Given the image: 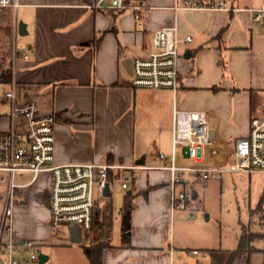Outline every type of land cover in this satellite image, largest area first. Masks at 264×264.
I'll return each instance as SVG.
<instances>
[{
    "label": "crops",
    "instance_id": "1",
    "mask_svg": "<svg viewBox=\"0 0 264 264\" xmlns=\"http://www.w3.org/2000/svg\"><path fill=\"white\" fill-rule=\"evenodd\" d=\"M144 2L148 7L137 18L96 8L94 0H19L16 11L1 8L0 69L10 67L12 80L0 85L16 84L19 95L55 114L56 163L142 166L129 192L136 193L130 240L123 242L121 225L120 241L109 237L103 264H212L208 249L236 248L240 217L248 219L264 196V170H231L233 142L248 134L253 115L264 114V26L254 20L264 0H227L232 10L177 11L170 7L174 0ZM169 24L177 25L180 39L178 88L134 85L133 59L155 49L153 34L141 27ZM175 107L204 110L221 150L204 159L213 168L208 180L183 173L179 187L192 195L185 210L171 209L170 173L157 168L161 153L172 155ZM10 123L8 106L0 131ZM176 158L180 165L196 164L182 148ZM29 190L18 205L29 215L40 205L45 215L33 228L13 226L15 236L64 238L50 223L46 198L36 195L41 191ZM201 206L209 212L195 222ZM254 245L249 259L234 264H264V238ZM201 251L204 258H195Z\"/></svg>",
    "mask_w": 264,
    "mask_h": 264
},
{
    "label": "built area",
    "instance_id": "2",
    "mask_svg": "<svg viewBox=\"0 0 264 264\" xmlns=\"http://www.w3.org/2000/svg\"><path fill=\"white\" fill-rule=\"evenodd\" d=\"M99 9H114L126 15L139 17L148 6L144 0H94ZM19 0H0V9L17 10ZM180 8L232 10L227 0H174L170 6ZM254 20L264 26V6L259 8ZM135 27L134 31H139ZM144 34H153L155 49L133 59V84L148 88L179 86V47L177 25L141 27ZM191 36L185 40L190 41ZM11 103L10 127L0 131V183L7 186V198L0 221V264H47L41 261V244L34 238H18L14 234L12 215L18 190L38 188L46 191L52 227L66 238L63 226L77 225L81 241L91 231L95 205L105 199L107 185L116 179L127 188L130 179L136 177L140 165L111 162L65 163L55 162L56 116L43 111L31 99L19 95L16 84L5 93ZM234 162L231 170H264V114L253 115L248 134L233 142ZM182 148L194 165H180L176 152ZM172 155L161 153L159 169L167 170L171 177V209L185 210L190 207L192 195L180 188L184 171L196 172L208 180L211 166L204 165L205 157L220 153L214 131L209 127L204 110H184L175 107L172 137ZM29 171L32 178L26 183L15 182L18 172ZM194 217V214H191ZM76 242V241H74ZM194 250L193 253H196Z\"/></svg>",
    "mask_w": 264,
    "mask_h": 264
},
{
    "label": "rangeland",
    "instance_id": "3",
    "mask_svg": "<svg viewBox=\"0 0 264 264\" xmlns=\"http://www.w3.org/2000/svg\"><path fill=\"white\" fill-rule=\"evenodd\" d=\"M4 29L6 31L9 30V26H4ZM153 36L149 37V40ZM7 67H2L0 70H4ZM7 85H0V114L6 113L9 106V113L11 109V104L5 100L4 93L6 90H8ZM10 89V88H9ZM190 160V158L188 157ZM187 160V162H190ZM188 172V171H184ZM183 172V173H184ZM182 173V176L184 174ZM33 176L32 172L29 171H22L18 172L15 175V182L17 183H26L29 181ZM132 183L133 179H130L129 181V188H122L120 185V181L114 179L111 182L110 190L111 195L107 196L105 199H98V206L95 209L96 217L98 219L94 220V227L91 228V231L82 239L83 241L80 242H74L71 234V230L68 226H63L60 231L67 233L68 238H62L59 235L55 236L50 241H45L43 239H36L41 244V250L42 252L49 255V259L46 262L47 264H90L89 259L87 258L86 254L83 250V244H89L91 242H98V241H109V237L106 236V230L104 229V224L108 222H112V230H111V241L117 242L120 241V235H121V214L120 210L124 204V199L127 193L130 192L132 189ZM27 191H20L18 190L16 192L15 196V204H14V210L12 215V223L14 228H33L36 226L40 219L43 218L45 215V211L40 205H36V209L34 210V214L28 213V210L24 209L23 206H20L18 204L24 203L28 199V192ZM7 192V186L6 184L0 183V221L3 214L4 205L6 202V195ZM36 195H39L41 200H44L43 198H46V191H42V193L37 192ZM43 203V201H41ZM203 206V205H202ZM199 207L198 209L194 210V213L196 215V219L193 221L198 220H205V213H208L206 209L203 207ZM212 209V206H211ZM213 212V210H212ZM94 213V214H95ZM246 214H243L245 216ZM242 216V217H243ZM216 213H213V218L211 220H216ZM105 221L104 223H102ZM263 222L262 224H260ZM252 225L253 230L257 232L264 233V212L262 210H258L253 214L252 218ZM102 232L105 234V236L102 235ZM108 238V239H107ZM204 254L201 253L199 255H195V258H204ZM211 258V257H210ZM191 261V259H190ZM212 262V260H211Z\"/></svg>",
    "mask_w": 264,
    "mask_h": 264
},
{
    "label": "trees",
    "instance_id": "4",
    "mask_svg": "<svg viewBox=\"0 0 264 264\" xmlns=\"http://www.w3.org/2000/svg\"><path fill=\"white\" fill-rule=\"evenodd\" d=\"M12 80V70L10 67L0 70V81L2 82H10ZM134 192L127 193L124 199V204L121 208L122 211V239L124 243H128L130 240V230H131V216L132 211L134 209ZM264 196L262 200L258 204V206L254 209H251L249 212V218L243 219L240 217V224L242 227V233L239 237V244L234 249H208L212 264H234V262L244 256L249 259L250 254L257 249L254 245V241L256 239H263L264 233L257 232L253 230L252 225V218L253 214L258 211L262 210L264 212L263 206ZM98 206V201L96 202L95 209ZM98 219L96 217V213L94 214V220ZM93 220L92 229L94 227L95 221ZM103 221L102 223H104ZM261 222L260 224H262ZM104 229L106 230V236L110 237L111 230H112V222H108L104 224ZM102 235L105 234L102 232ZM105 236V237H106ZM108 239V238H107ZM110 245L109 241H98V242H91L89 244L83 245L84 253L86 254L87 258L89 259L90 264H103V254L104 250L107 246Z\"/></svg>",
    "mask_w": 264,
    "mask_h": 264
},
{
    "label": "water",
    "instance_id": "5",
    "mask_svg": "<svg viewBox=\"0 0 264 264\" xmlns=\"http://www.w3.org/2000/svg\"><path fill=\"white\" fill-rule=\"evenodd\" d=\"M23 28H25V23L23 21H20L19 22V32L22 33L23 31ZM128 62H132V59L131 58H128ZM105 194L107 196H110L111 195V190H110V185L108 184L107 187H106V190H105ZM71 232H72V238L74 241L76 242H80L81 241V235H80V229L77 225H72L71 226ZM40 258H41V261L45 262V261H48L49 259V255L44 253V252H41L40 254Z\"/></svg>",
    "mask_w": 264,
    "mask_h": 264
}]
</instances>
